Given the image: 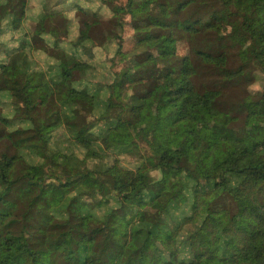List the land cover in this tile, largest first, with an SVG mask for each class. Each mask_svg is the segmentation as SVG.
I'll use <instances>...</instances> for the list:
<instances>
[{"label":"trees","instance_id":"16d2710c","mask_svg":"<svg viewBox=\"0 0 264 264\" xmlns=\"http://www.w3.org/2000/svg\"><path fill=\"white\" fill-rule=\"evenodd\" d=\"M109 3L141 33L129 48ZM213 5L223 16L192 14L185 25L167 22L168 8L149 0H0V139L21 150L17 161L34 159L23 168L22 159L0 160V264H264V146L238 147L235 163L207 169L239 103L209 84L224 78L244 91L255 73L195 49L202 32L223 49L239 36L264 43V0ZM83 26L95 31V44L65 39ZM127 59L150 85L114 105L110 88L124 83L118 67ZM254 59L264 72V48ZM157 91L163 105L150 112L154 126L137 127L131 117ZM257 93L264 105V85ZM196 107L225 120L200 140ZM137 129L152 134L150 155ZM241 201L254 211L252 232L237 223L247 215Z\"/></svg>","mask_w":264,"mask_h":264},{"label":"rangeland","instance_id":"374dc122","mask_svg":"<svg viewBox=\"0 0 264 264\" xmlns=\"http://www.w3.org/2000/svg\"><path fill=\"white\" fill-rule=\"evenodd\" d=\"M149 1L152 3L163 4L168 8L169 15L166 18L167 22H174L177 19L180 23L186 25L191 22L190 16L192 14L197 19H203L204 21L210 19L215 13H217V15L221 14L223 16V12L220 9L221 6L213 5V2H217V0ZM10 2L13 4L15 0H10ZM109 7L114 11L113 20L123 24V21H125L127 15L121 9L117 8L114 3H109ZM18 17L20 18V16ZM139 34L141 33L132 31L126 28L123 24V27L119 33L120 42L125 46V48H129ZM64 37L67 40L80 41L87 46H92L95 44L97 38L95 31L88 26H83V28L80 30L68 31L64 34ZM263 44L264 43H261L258 40L249 41L248 37L239 36L235 39L233 46L223 49L220 44L206 42L204 32L200 33L197 37L195 49L212 54L213 58L219 62L220 65H224L227 68H235L236 70L240 65H248L250 71L255 73L253 76V83H251L247 88L244 87V91H241L238 87L231 86L230 82L224 78H216L214 82L209 84L210 89L220 92V94H222L224 98H227V100L239 102L236 109L231 111V114L226 120V123L229 125H223L221 130H224L220 132V134H222L224 137H229L228 142L234 143L229 145L226 140H222L218 147H216L219 152L217 155H215L214 148L209 150L211 155L210 162L207 164V169L212 170L213 173L220 172L224 166L223 164L227 162L235 163V152L238 147H244L250 150H260L264 146V105L260 102V95L257 93L264 85V72L262 71L261 65L256 59H254L255 52H258V50L264 48V46H262ZM185 47L186 45L183 46V48ZM156 60L158 65L165 63V59L162 57L156 56ZM131 65L132 63L130 59L119 63L118 69H121L125 73V76L124 83L120 85L113 84L110 88L111 103L114 105L128 102L136 89H140V92H144L150 85L149 81L142 82L139 80L140 77H134V74L137 70ZM137 75H141V73L138 72ZM151 81H153V78ZM157 92L158 93L155 95L153 101L147 103L144 106L145 109L142 112L138 111V118L131 117L130 120L134 121V124L137 127L148 129L154 126V121L151 119L150 112H154L163 105L162 101L160 100L161 91ZM247 94H250V98L248 100L250 103L248 104H246V101H243ZM194 114L202 121V124L205 125V128L202 131L196 132V139L198 140L202 139L204 135H209L212 130L216 131L217 129H220V122L225 121L220 114L211 112L206 108L201 109L200 107H196ZM137 132V134H134V138L140 146L141 151L145 155H150L151 141H153L152 134H145L138 129ZM187 135L189 140H191L192 135H189V133H187ZM179 137L183 138V136ZM19 154H21V150L17 148L11 140L6 138L0 139V160L6 159L19 164V161L22 159L24 161L19 164V168H23L26 164L33 163L34 159L28 160L25 157H22L17 161ZM40 167L41 164L37 163L34 165L36 170H38ZM45 171L48 172L47 167H45ZM52 183H47L46 186H49ZM39 184L44 186L43 183ZM42 190L43 189L40 187V185H38L34 191L36 203L44 201L42 198ZM235 205H237V207L241 210L244 209L247 213V215H242L237 219L238 225L247 229L248 231H254L256 229V225L254 221L249 218V216L254 212L253 209L243 201L236 203Z\"/></svg>","mask_w":264,"mask_h":264}]
</instances>
